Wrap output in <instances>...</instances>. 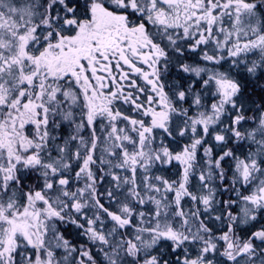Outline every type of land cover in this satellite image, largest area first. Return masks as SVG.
<instances>
[{"label": "snow or ice", "instance_id": "1", "mask_svg": "<svg viewBox=\"0 0 264 264\" xmlns=\"http://www.w3.org/2000/svg\"><path fill=\"white\" fill-rule=\"evenodd\" d=\"M0 264H264V0H0Z\"/></svg>", "mask_w": 264, "mask_h": 264}]
</instances>
